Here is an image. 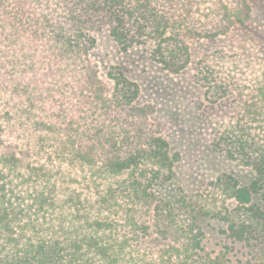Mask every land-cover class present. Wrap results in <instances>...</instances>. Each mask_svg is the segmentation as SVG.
I'll use <instances>...</instances> for the list:
<instances>
[{"label":"trees","instance_id":"trees-1","mask_svg":"<svg viewBox=\"0 0 264 264\" xmlns=\"http://www.w3.org/2000/svg\"><path fill=\"white\" fill-rule=\"evenodd\" d=\"M160 4L159 0H0V264H133L138 240L147 237L138 229L142 216L146 229L154 225L164 238L172 234L169 230L184 232L198 218L197 204L182 188L171 199L158 195L177 159L167 142L151 138L141 143L127 133L116 143L120 150H111V141L104 142L101 150L85 149L82 135L110 132L65 121L63 105L55 122L43 109L55 102L50 100L57 93L55 86L61 92L69 89L68 83H61L69 74L80 77L70 94L79 97L94 89L97 76L87 61L97 45V32L106 26L123 51L151 44V59L178 71L190 54L179 25ZM198 72L197 79L208 84L216 77L202 61ZM48 75L51 86L45 79ZM108 77L115 105L136 100L139 87L120 68H110ZM212 88L224 91L226 85ZM261 90L258 106L242 105V121L262 109ZM92 100L84 119L106 112ZM239 127L246 133L245 126ZM12 136L25 140L20 149L7 142ZM215 148L251 167L255 179L248 187H238L234 178L219 177L215 187L240 205L213 217L229 223L235 232L264 224V212L252 202L253 194L264 188V145L222 137ZM87 172L97 183L113 180L98 193L88 186L85 194L82 181ZM193 248L189 258L197 256L191 254ZM165 257L168 262L178 258L171 246Z\"/></svg>","mask_w":264,"mask_h":264},{"label":"rangeland","instance_id":"rangeland-1","mask_svg":"<svg viewBox=\"0 0 264 264\" xmlns=\"http://www.w3.org/2000/svg\"><path fill=\"white\" fill-rule=\"evenodd\" d=\"M159 2L167 17L179 25L180 36L190 54L178 71L171 72L153 61L151 44L134 45L123 51L109 36L106 26L97 32V45L87 61L97 76L94 89L79 97L70 94L69 89L80 77L69 74L61 82L68 83L69 89L61 92V88L55 86L57 93L50 99L55 102L51 107L44 105L43 109L49 120L55 122L57 109L63 105L65 121L103 127L110 132L104 136L82 135L80 143L85 149L101 150L104 142L111 141V150H120L116 143L129 133L141 143L159 138L167 142L171 154L176 155L169 173L171 178L158 195L171 199L178 196L182 188L197 204L200 214L184 227V232L169 230L172 234L165 238L159 235V228L150 223L147 225L152 227L146 229L142 216L138 229L147 237L138 240L133 264H211L215 260L223 264H263L264 224L257 223L235 232L229 229V223L215 219L213 214L225 209L232 211L240 205L215 187L219 177L234 178L238 187H248L255 179L251 167L240 160L229 159L224 149L215 148V141L222 137H241L264 145V103L262 109H256V115L242 121V105L258 106V94L261 89L264 93V0ZM166 32L169 34V27ZM201 61L215 70L216 77L209 84L197 79ZM112 67L120 68L139 87V94L130 105L113 103V82L108 77ZM45 79L49 86L53 84L49 75ZM217 83L225 84L226 89H211ZM92 99L106 112L84 119ZM240 125L246 127V133L239 129ZM7 142L20 149L25 140L12 136ZM83 175L85 194H88V186L98 193L113 180L106 178L97 183L90 172ZM87 181L91 185H87ZM252 202L264 212V188L253 194ZM167 246L178 256L175 262L166 259ZM192 247L191 254L197 256L189 258L188 250Z\"/></svg>","mask_w":264,"mask_h":264}]
</instances>
